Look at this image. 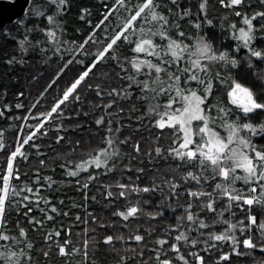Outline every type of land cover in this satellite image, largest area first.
Segmentation results:
<instances>
[{
  "label": "snow or ice",
  "instance_id": "obj_1",
  "mask_svg": "<svg viewBox=\"0 0 264 264\" xmlns=\"http://www.w3.org/2000/svg\"><path fill=\"white\" fill-rule=\"evenodd\" d=\"M209 2L100 0L95 22L81 9L88 32L76 39L63 19L72 0H34L21 56L6 62L38 54L55 67L30 105L0 104L11 121L0 128V264H98L105 248L113 264H264V0H218V19ZM217 25L234 45L215 42ZM242 64L261 87L238 77ZM146 124L158 130L147 141L134 134ZM33 157L52 175L22 171ZM57 161L68 179H54ZM65 186L79 201L53 194Z\"/></svg>",
  "mask_w": 264,
  "mask_h": 264
},
{
  "label": "trees",
  "instance_id": "obj_2",
  "mask_svg": "<svg viewBox=\"0 0 264 264\" xmlns=\"http://www.w3.org/2000/svg\"><path fill=\"white\" fill-rule=\"evenodd\" d=\"M38 2L39 0H36V3ZM183 6L184 5L182 4V7ZM191 6L193 12H195L197 7V0H191ZM252 6L253 8L261 7V5L257 3V0H252ZM85 7L91 9V18L94 22L99 17L100 12L102 11L100 0H72L69 12L65 14V17H63V19L66 20V27L68 30L67 35L69 36V38L82 39L83 36L87 34L88 25L79 19L81 9ZM33 8L34 0H31L25 15L21 19L15 21L11 25H7L0 30V104L7 102L14 106L16 102L23 100L26 105H30L46 86L48 78L51 75L53 68L55 67L54 64L47 63L46 60L38 54H29L24 56V63L9 65L6 62L12 56H16L18 59L20 58L21 52L18 46V42L25 33V26L27 25L28 28H31L33 23L36 22V17L32 15ZM226 11L228 10L224 9L223 6L219 4L218 0H210L208 5V12L210 17H215L218 19L219 17L223 16ZM233 19H236L237 21L239 20L238 17H233ZM41 23H46V21H41ZM185 27H187V25H185ZM78 29H80V31H77ZM209 34L215 38V42L218 45L235 44V41L233 40H224V37L221 34L218 25L216 27H211L209 29ZM32 37H35L36 39L43 38L42 35L38 32L33 33ZM257 44L264 45V40H257ZM243 51L245 50H242V52ZM256 64L259 65L260 68H264V64H260L259 61H256ZM101 70H103V66H101ZM71 75L72 73H69L68 76H66L64 79L68 80ZM238 77L243 82L249 85H252L256 88L261 87V82L256 79L254 70L248 68L245 64L241 65V69L238 71ZM5 90L6 96L4 94ZM20 91H23L25 93V96L23 98L17 96V93ZM48 99L50 100L51 96H48ZM90 118L91 117L82 119L81 122L85 123V126L87 127V120ZM8 123H11V121L9 120L6 123L4 118H0V128H7ZM157 131L158 130L150 128L146 124L139 133L134 134L142 135L144 140L147 141L148 137L150 135H155ZM12 135L13 134L11 132L8 133V139L10 141L12 140ZM88 135L89 133L86 131L84 133L86 141L88 139ZM54 147L57 150L61 149V146L58 145ZM49 156L55 159V152L49 150ZM62 162L63 161H57L55 164L56 171L54 179H68L67 177H64L62 175L64 170L59 167V163ZM51 163L52 161H49V164ZM164 163L165 162L161 161L160 165L164 166ZM37 167L41 168V173L43 175H52L51 169L40 166L38 163V159L35 157L31 158L28 164L23 165L21 170L28 171L29 176H33L35 175L33 169ZM145 167L148 168L150 166L146 164ZM144 179H147V173L145 174ZM41 191L43 192L44 189H41ZM53 194L57 197L61 195L72 197L77 201H79L80 199V194L74 191V186H65L62 192H56ZM65 206L70 207V201L67 198L65 199ZM92 208L96 210L97 214H100L101 205L99 203L93 204L90 210H92ZM72 211H79V209H72ZM177 211L179 212L181 210L177 209ZM34 214L39 218L40 213L38 211H36ZM61 219H63V221L67 223L69 218H58L56 220L57 225L60 223ZM99 231L103 233L105 230L100 229ZM107 231L110 232L111 229H108ZM30 235H32V237L37 241L41 240L40 233L38 232H31ZM73 239L77 240V237L74 235ZM115 258V254L107 251L106 248L97 253L98 264H113V260ZM59 259L60 258L56 257L54 260V264H59ZM74 259H79V257H75ZM231 259L232 264H249L251 258L247 256H236L235 254H233Z\"/></svg>",
  "mask_w": 264,
  "mask_h": 264
},
{
  "label": "water",
  "instance_id": "obj_3",
  "mask_svg": "<svg viewBox=\"0 0 264 264\" xmlns=\"http://www.w3.org/2000/svg\"><path fill=\"white\" fill-rule=\"evenodd\" d=\"M31 0H0V30L21 19Z\"/></svg>",
  "mask_w": 264,
  "mask_h": 264
}]
</instances>
